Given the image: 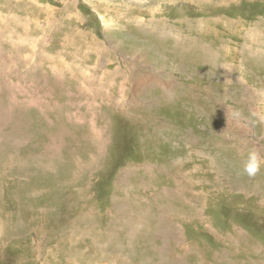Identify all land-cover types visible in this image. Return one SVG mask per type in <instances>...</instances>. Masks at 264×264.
Returning <instances> with one entry per match:
<instances>
[{
  "label": "rangeland",
  "instance_id": "rangeland-1",
  "mask_svg": "<svg viewBox=\"0 0 264 264\" xmlns=\"http://www.w3.org/2000/svg\"><path fill=\"white\" fill-rule=\"evenodd\" d=\"M0 264H264V0H0Z\"/></svg>",
  "mask_w": 264,
  "mask_h": 264
},
{
  "label": "bare ground",
  "instance_id": "bare-ground-1",
  "mask_svg": "<svg viewBox=\"0 0 264 264\" xmlns=\"http://www.w3.org/2000/svg\"><path fill=\"white\" fill-rule=\"evenodd\" d=\"M98 1V0H97ZM135 45V44H134Z\"/></svg>",
  "mask_w": 264,
  "mask_h": 264
}]
</instances>
